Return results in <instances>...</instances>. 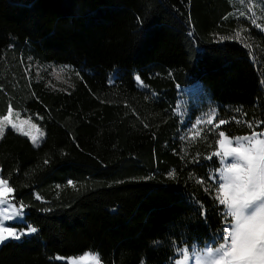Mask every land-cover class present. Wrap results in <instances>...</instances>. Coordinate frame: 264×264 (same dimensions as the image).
Masks as SVG:
<instances>
[{
	"label": "trees",
	"instance_id": "trees-1",
	"mask_svg": "<svg viewBox=\"0 0 264 264\" xmlns=\"http://www.w3.org/2000/svg\"><path fill=\"white\" fill-rule=\"evenodd\" d=\"M231 8L0 0V115L20 110L44 130L38 145L0 136V176L37 228L1 243L0 264H67L54 254L88 249L104 264H173L182 247L221 241L218 133L264 127V34ZM47 63L64 66L60 79ZM193 82L215 114L189 134L174 106Z\"/></svg>",
	"mask_w": 264,
	"mask_h": 264
},
{
	"label": "snow or ice",
	"instance_id": "snow-or-ice-1",
	"mask_svg": "<svg viewBox=\"0 0 264 264\" xmlns=\"http://www.w3.org/2000/svg\"><path fill=\"white\" fill-rule=\"evenodd\" d=\"M220 39L223 40L224 37ZM135 79L140 81L141 78L137 75ZM5 119L13 128L19 127L23 131V124L26 122L17 125ZM211 122L209 120V123ZM219 123L225 122L219 121ZM32 127L36 128L35 125ZM3 134L4 122H0V136ZM24 135H30L33 143L37 140V136L30 132H24ZM259 135L264 133L253 132L251 136L236 138L234 142L224 132H219L220 139L217 143L220 150L214 155L217 157L222 155L225 161L231 158V162L226 163L221 176L214 175L211 179L218 182L222 197H217L218 202L226 206L223 214L230 217L232 222L223 226L219 233L213 234L212 243L219 240L223 243L215 248V254L218 256L213 259L212 264H264V139H258ZM242 141H247V144ZM233 143L236 146H233ZM168 175L171 177L174 172H169ZM68 183L72 184V181ZM12 192L13 189L7 186V181L0 179V205L6 203L3 198ZM7 222L26 223L24 206L13 208L11 214L7 208H4L0 225ZM36 232L37 228L32 226L22 231L0 226V243L10 239L20 240L23 236ZM205 249L207 250L205 255H214L207 243ZM192 252L195 255L203 250L194 244ZM72 264H100V260L98 255L85 253L84 256L74 259Z\"/></svg>",
	"mask_w": 264,
	"mask_h": 264
},
{
	"label": "rangeland",
	"instance_id": "rangeland-1",
	"mask_svg": "<svg viewBox=\"0 0 264 264\" xmlns=\"http://www.w3.org/2000/svg\"><path fill=\"white\" fill-rule=\"evenodd\" d=\"M228 1L232 7L229 13L230 16L234 18H243L249 20L251 24H254L264 34V0H228ZM42 66L43 68L48 70L51 76L57 79H60L61 73L65 70L64 66L54 65L51 63H47ZM174 111L180 117L182 122L184 121L189 122L187 123L188 126L187 132L189 134H194L195 132L200 131L202 128H204L203 126H207V125L209 126L210 124H214L213 122V118L215 114L214 108L209 101L203 100V93L201 91V87L199 83L197 82H193L191 84L178 87L177 99L174 106ZM5 118H7V120H11L12 123L17 125H20L21 122H26L23 124V131H21L19 127L13 128L12 124L7 123ZM209 120H211L212 122L209 123ZM0 122H4V130L10 127L23 135L24 132H30L32 135H36L37 140L35 143H33L30 135H25L30 139L33 145L40 144V142L44 138V130L39 126V124L31 116L23 114L20 110L10 107L5 114L0 115ZM33 125H35L36 128H33L32 127ZM37 129H39L38 132ZM253 132L264 133V127L261 130L253 131ZM253 132L245 135H236V136L226 135V136L235 142L236 138L251 136ZM257 138L264 139V135H259ZM219 139L220 137L218 133L215 152L220 150L219 145L217 143ZM242 143L247 144V141H242ZM233 146H236L235 143H233ZM218 161H219V166L216 169L215 175L221 176L223 174L226 163L231 162V158H228V160L225 161L224 157L221 155L220 157H218ZM0 179H2L1 176ZM7 186L11 187L8 183ZM12 193L8 194L7 197L3 198L6 201V203L4 205H0V218H2V216L4 215V208H7L9 214H11L13 208L18 209L22 205L20 202L14 199ZM215 196L216 198L217 197L222 198L218 189V182H217V189ZM223 207L224 210L226 211V206ZM231 222L232 221L230 218V221L227 222V224ZM0 226L11 227L12 229L17 231L25 230L28 226L34 227L31 224H27V223L17 224L14 222H7ZM32 234L26 236H30ZM206 243L208 244L209 248L212 249L214 253L213 256H207L204 254L207 251L205 249ZM206 243H204L201 247H199V249L203 250V252H197L195 255L192 252V247L190 249H186L185 247H182L181 249H179L178 255L174 259L173 264H212L213 259H215L218 256V254H215V248L218 247L219 244L223 243V241L221 240L220 242L216 243L213 247H211L208 242ZM85 253H88L90 255H98L95 250L88 249V250H84L81 253L72 254V255L54 254V258L56 260L65 261L67 264H72V261L74 259H78L79 257L84 256ZM100 264H104V263L101 262L100 260Z\"/></svg>",
	"mask_w": 264,
	"mask_h": 264
}]
</instances>
